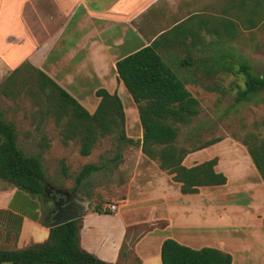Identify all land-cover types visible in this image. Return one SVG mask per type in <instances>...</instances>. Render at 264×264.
<instances>
[{"label": "crops", "instance_id": "1", "mask_svg": "<svg viewBox=\"0 0 264 264\" xmlns=\"http://www.w3.org/2000/svg\"><path fill=\"white\" fill-rule=\"evenodd\" d=\"M244 5L245 0H0V77L8 76L20 67H27L33 73V70H40L92 114L100 100L97 89L103 88L118 96L127 90L118 78L116 62L151 45L185 82L187 89L194 80L185 77L182 69H188L192 62L208 60L209 56L214 58L215 35L224 37L235 31L231 22L232 8L238 10ZM218 56L222 61L223 53ZM248 160L254 168L250 157ZM223 174L227 181L219 186L226 187L229 179ZM259 187H264L261 178L255 186L247 188ZM179 194H183L180 189ZM261 199L256 200L252 195V200L247 203H234L257 220L261 217L257 214ZM229 200L223 198L225 203H230ZM127 202L131 201L128 199ZM159 202L170 208L165 198ZM43 209L36 198L15 186L6 182L0 186V248L17 249L44 241L50 221H41ZM226 211L224 207L222 214L205 217L180 214L177 217L185 219V223H177L165 214L150 216L156 212L141 220H125L109 211L85 210L78 217L79 242L96 257L116 264L124 255L122 247L124 243L128 244L129 240L125 239L130 229L132 242L126 254L135 256L140 264H161L160 248L166 238L194 249H220L231 255V264H259L254 259V251L260 250L261 256L264 254L262 227L249 223L244 226L242 217L235 214L240 228H248L240 235H231L229 229H226L227 233L223 230L222 234L212 231L215 235L210 231L205 235L199 230L201 227L223 229L235 225L229 222L230 215L225 214ZM222 220L226 221L223 228L216 225ZM104 222L115 226L116 232L113 227L103 230L99 225ZM144 224L148 225L138 231L137 228ZM248 238L261 239L262 247L252 246L251 241L245 242ZM237 242L245 254L234 257L236 249L233 245Z\"/></svg>", "mask_w": 264, "mask_h": 264}, {"label": "rangeland", "instance_id": "2", "mask_svg": "<svg viewBox=\"0 0 264 264\" xmlns=\"http://www.w3.org/2000/svg\"><path fill=\"white\" fill-rule=\"evenodd\" d=\"M231 22L236 27L231 35L224 37L215 35L214 58L211 56L210 59L209 56L208 60L192 62L188 69H182L185 77L194 80L187 85V90L198 100V113L187 125L179 128V139L185 143L188 139L186 132L190 129L198 131L203 140L220 139L205 148L189 152L183 158L182 164L191 167L216 157L215 169L225 173L229 179L226 187H200L196 193L179 194V183L174 182L170 174L160 169L155 160L142 153V128L138 111L127 90L120 92L119 97L124 107V132L131 140L121 141L116 133L99 136L90 153L85 156L80 153L79 133L67 138L63 135L66 129L65 122L69 117L74 124L80 123L78 119L73 118L70 105H66L61 111L55 106L44 112L47 104L44 102L43 94L37 90L33 72L22 69L17 78L18 88H12L13 91L9 94L0 91V112L4 119L15 125L17 145L24 154H41L44 179L52 187H63L70 191L77 172L84 164L96 163L102 167L93 172L75 191L87 200L86 211L94 210V206L99 204L102 209L125 220H141L143 216L156 212L150 216L165 214L167 218L176 219L177 223L180 221L185 223V219L177 216L220 215L225 207L227 210L225 214L230 215L229 222H234L235 225L223 228L226 221L222 220L216 225L223 229L201 227L199 230L207 235V231L211 233L219 231L222 234L223 230L227 233L226 229H229L231 235H240L248 228H240L233 216L237 214L242 217L244 226L245 223L254 226L256 224L262 227L264 232V187L247 188L255 186L260 178L255 167L252 168L248 160L250 156L242 143L248 132L264 134V128L257 125L264 116V97L257 103L253 101L236 103L234 97L238 88L243 85V77L226 70L230 62H234L236 66L239 62L248 61L255 73L264 75V0H245V5L238 10L236 7L232 8ZM210 53L209 51L208 55ZM219 53L224 55L222 61ZM8 76L0 77V85L5 83ZM80 130L81 127L78 125V132ZM116 154L120 157L116 158ZM4 183L0 181V186ZM163 191L165 194L162 195ZM252 195L256 200L262 198L257 209V214H261V217L257 220L251 217L250 213L245 214L234 203V201H238L237 204L247 203L252 200ZM225 197L230 199V203L223 201ZM34 198L44 208L41 221L49 222L47 211L53 208L52 201L44 196ZM164 198L170 203H166L170 208H167L164 202H159ZM128 199L130 203L127 202ZM138 199L142 201L136 202ZM112 203L118 206L115 211L108 208ZM157 224L161 226L162 222L157 221ZM146 225L148 224L140 226L141 229L137 228L138 231L144 230ZM99 226L103 230L115 227L107 222ZM114 229L116 232L117 228ZM130 233L128 229L125 241H129L128 244H123L124 255L119 262L122 264L138 263L135 256L126 254L132 242L129 239ZM216 234L218 235V232ZM259 240L248 238L245 242L251 241L252 246L258 245L261 248ZM233 246L236 249L234 257L245 254L239 242ZM254 252H256L254 259L262 264L264 254L261 256L260 250Z\"/></svg>", "mask_w": 264, "mask_h": 264}, {"label": "trees", "instance_id": "3", "mask_svg": "<svg viewBox=\"0 0 264 264\" xmlns=\"http://www.w3.org/2000/svg\"><path fill=\"white\" fill-rule=\"evenodd\" d=\"M233 32V31H232ZM231 32V33H232ZM20 67L9 74L0 91L9 94L18 88ZM226 70L243 77V85L235 94V102L255 103L264 97V75L255 73L248 61L236 66L230 62ZM35 71L34 82L47 104L59 111L70 105L74 124L69 117L64 138L80 134V153L88 155L99 136L117 134L121 141H130L124 132V111L117 93L105 89L96 90L100 97L95 111L90 114L70 94L40 70ZM37 71V72H36ZM118 78L130 93L142 128L141 151L158 167L179 183L180 192L193 194L200 187L219 186L226 183V176L216 171L217 158L202 161L191 167L182 164L191 151L205 148L220 141L219 138L203 140L200 133L188 130L187 143L180 141L179 128L187 125L198 113V100L190 94L185 82L162 60L153 46L143 47L116 62ZM81 119V120H80ZM83 119V121H82ZM85 121V122H84ZM78 125L81 127L78 132ZM257 125L264 128V116ZM15 125L4 119L0 112V180L15 186L32 197H42L44 171L41 154L26 155L17 145ZM184 141H186L184 139ZM260 178L264 182V134L248 132L242 139ZM120 155L116 154V158ZM100 169L96 163H86L77 172L70 192H75L83 181ZM53 207V206H52ZM98 213L108 212L99 204L94 206ZM80 221L78 218L58 226L49 227L47 238L42 242L17 249L0 248V263L8 264H114L96 257L85 250L79 242ZM161 264H231L232 258L214 247L191 248L172 238L163 240L160 248ZM122 264V263H118ZM137 264H140L139 262Z\"/></svg>", "mask_w": 264, "mask_h": 264}, {"label": "flooded vegetation", "instance_id": "4", "mask_svg": "<svg viewBox=\"0 0 264 264\" xmlns=\"http://www.w3.org/2000/svg\"><path fill=\"white\" fill-rule=\"evenodd\" d=\"M74 192H70V194H65L64 192H59L57 188L52 187L47 182L43 184V196L45 198H49L52 201L53 208L51 209L48 219L51 221L53 215L57 212L54 211V201H60L64 210H75L78 212H82L83 206L82 204L73 196ZM82 198V196L80 197Z\"/></svg>", "mask_w": 264, "mask_h": 264}, {"label": "water", "instance_id": "5", "mask_svg": "<svg viewBox=\"0 0 264 264\" xmlns=\"http://www.w3.org/2000/svg\"><path fill=\"white\" fill-rule=\"evenodd\" d=\"M59 192H64L65 194H70L68 190L58 189ZM73 196L82 204L83 210L87 209V201L85 199L80 198L78 192H74ZM54 211H57L51 221L48 223L49 227H54L66 223L68 221L74 220L78 218L82 212H78L75 210H64L60 201H54Z\"/></svg>", "mask_w": 264, "mask_h": 264}, {"label": "built area", "instance_id": "6", "mask_svg": "<svg viewBox=\"0 0 264 264\" xmlns=\"http://www.w3.org/2000/svg\"><path fill=\"white\" fill-rule=\"evenodd\" d=\"M108 208L110 209V210H114L115 208H116V205L115 204H109L108 205Z\"/></svg>", "mask_w": 264, "mask_h": 264}]
</instances>
